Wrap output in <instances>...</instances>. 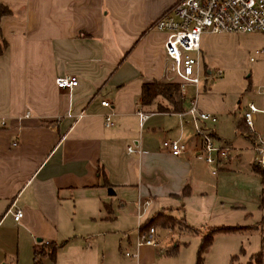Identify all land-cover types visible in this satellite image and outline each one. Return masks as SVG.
Masks as SVG:
<instances>
[{"label": "crops", "instance_id": "0c3cea01", "mask_svg": "<svg viewBox=\"0 0 264 264\" xmlns=\"http://www.w3.org/2000/svg\"><path fill=\"white\" fill-rule=\"evenodd\" d=\"M176 1L0 0L10 9L0 19V264H31L45 242L58 249L69 241L75 250L67 258L56 260L55 251L40 263L180 264L178 240L161 231L193 236L197 244L213 227L239 226L214 233L202 254L231 258L237 233L264 230L255 228L264 208L251 146L264 137V34L200 36L197 108L212 117L203 124L213 141L231 147L217 164L197 153L187 98L181 96L179 112L158 110L171 107L160 96L139 102L143 83H177L163 52L165 34L153 28ZM230 47L236 66L248 72L226 98L204 74L210 51ZM62 75L76 76L77 84L57 88ZM248 103L260 110L251 133L242 122ZM138 110L148 114L141 125ZM165 139L183 142L186 151L169 154L161 148ZM135 140L138 148L128 152ZM157 213L182 224L152 226L157 244L136 249L140 225Z\"/></svg>", "mask_w": 264, "mask_h": 264}, {"label": "built area", "instance_id": "2783aa9c", "mask_svg": "<svg viewBox=\"0 0 264 264\" xmlns=\"http://www.w3.org/2000/svg\"><path fill=\"white\" fill-rule=\"evenodd\" d=\"M153 28L165 34L163 52L177 81L180 95L188 100L186 113L193 123L194 136L199 142L197 153L203 157L205 163L215 165L220 159L227 157L231 147L213 141L203 124L207 120H212V117L197 108L198 85L202 77V72H199L200 36L203 33L264 34V0H177L156 18ZM212 75L220 77L222 72L216 70ZM54 84L59 89L70 90L77 84V78L74 75L58 76L54 79ZM189 86L190 94L186 88ZM100 104L110 107L106 100H101ZM259 111L252 103H248L243 111L242 122L248 133L252 132L253 116ZM136 114L141 125L148 114L140 110ZM80 116L81 114H78L77 118ZM103 119L105 126L112 124L109 113L105 114ZM0 126H3L2 120ZM252 146L255 164L260 165L264 138L256 137ZM137 148L138 142L135 140L126 147V150L132 152ZM161 148L173 156H178L186 151L187 146L179 140L165 139L161 141ZM11 216L14 221H18L22 212L16 209L11 212ZM156 244L154 227L137 231L134 243L136 249L141 245ZM124 254L129 255L128 252Z\"/></svg>", "mask_w": 264, "mask_h": 264}, {"label": "rangeland", "instance_id": "374dc122", "mask_svg": "<svg viewBox=\"0 0 264 264\" xmlns=\"http://www.w3.org/2000/svg\"><path fill=\"white\" fill-rule=\"evenodd\" d=\"M205 38H209L212 36H204ZM233 47L225 48L222 52L211 50L212 57H208V61H210V74L205 75L206 79L208 80V84H212V90L216 91L217 93H223L224 97H234V91L235 87L233 85H238L240 83L247 82V66H236V63H234V59L236 56V52L233 50ZM226 56L224 62L219 60L218 57ZM227 59V61H226ZM227 63V65H224ZM224 65L225 67L221 66ZM235 65V66H234ZM222 70V78H216L212 74L217 70ZM226 84V85H225ZM223 86H226V88H223ZM188 94H190V91H188ZM264 138L263 136H259ZM252 146V144H251ZM253 159H254V152H253ZM262 161L264 165V151L262 153ZM12 233L13 231L10 230ZM172 235L173 241L178 240L179 242V261L180 264H238V263H244L248 260V257L257 252L260 249V242H261V236H264V230L262 232H259L258 230H252V231H244L242 233H237L236 237H234L235 241V258L231 261L230 257L227 258H204L201 262H198L197 260V248L199 243H195V239L193 236H185L181 235L180 238H178L177 233L172 230H163L160 232V235ZM235 236V235H234ZM231 238V237H229ZM233 238V237H232ZM74 241H69V244H66L56 250L55 259L57 258L64 259L67 258L68 255L72 254L75 250L73 243ZM239 242V244H237ZM47 247V245L43 244ZM43 250H46L43 248ZM117 250L113 248V258H115L117 255ZM39 257H41L39 255ZM54 259V260H55ZM107 260L111 261L109 254L107 253ZM122 260V257L120 258ZM113 261V260H112ZM30 263V262H29Z\"/></svg>", "mask_w": 264, "mask_h": 264}, {"label": "trees", "instance_id": "16d2710c", "mask_svg": "<svg viewBox=\"0 0 264 264\" xmlns=\"http://www.w3.org/2000/svg\"><path fill=\"white\" fill-rule=\"evenodd\" d=\"M10 13V9L0 2V19L1 17L8 15ZM3 41L0 40V53L3 48ZM162 97L164 100L169 102L170 108H162L158 107L160 111H168L170 112H179L182 110V97L178 90V84L174 82H161V81H150L145 82L141 85L139 102L142 105H149L156 97ZM252 170L260 177L261 181V192L259 195V208H264V167L253 165ZM186 193V189H183L181 195ZM179 222L174 218L164 215L163 213H157L153 215L151 218L146 220L143 224L140 225L139 230L144 231L147 230L151 226L160 225L162 227H173L175 224H179ZM264 224V215L260 218L259 222L255 226V228L261 231L262 226ZM241 229L239 226H221V227H213L208 232L203 235L200 239L198 248H197V260L198 262L202 261V254L205 248L211 243L212 236L214 233L222 231V232H231ZM46 250H35L32 256L31 264H41L38 259L39 255L44 256L47 255L50 258L54 257L55 251L57 249L56 245L46 244ZM235 258V256H231V261ZM238 264H264V237L261 238L260 249L251 254L247 261L244 263Z\"/></svg>", "mask_w": 264, "mask_h": 264}, {"label": "water", "instance_id": "95a60500", "mask_svg": "<svg viewBox=\"0 0 264 264\" xmlns=\"http://www.w3.org/2000/svg\"><path fill=\"white\" fill-rule=\"evenodd\" d=\"M108 191H110V189H108Z\"/></svg>", "mask_w": 264, "mask_h": 264}]
</instances>
